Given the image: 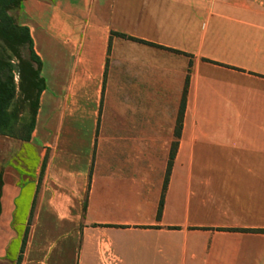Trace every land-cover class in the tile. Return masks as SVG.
Wrapping results in <instances>:
<instances>
[{
  "label": "crops",
  "instance_id": "0c3cea01",
  "mask_svg": "<svg viewBox=\"0 0 264 264\" xmlns=\"http://www.w3.org/2000/svg\"><path fill=\"white\" fill-rule=\"evenodd\" d=\"M13 15L46 87L30 141L0 136V264L28 226L20 264H264V0Z\"/></svg>",
  "mask_w": 264,
  "mask_h": 264
},
{
  "label": "trees",
  "instance_id": "16d2710c",
  "mask_svg": "<svg viewBox=\"0 0 264 264\" xmlns=\"http://www.w3.org/2000/svg\"><path fill=\"white\" fill-rule=\"evenodd\" d=\"M23 1L0 0V136L28 142L35 128L40 96L46 84L41 76L42 63L35 53L30 30L19 25L13 15ZM182 115L183 107L180 121ZM171 165L172 162L169 163V171ZM3 186V173L0 171V216ZM28 232L29 226L17 264L21 263Z\"/></svg>",
  "mask_w": 264,
  "mask_h": 264
},
{
  "label": "rangeland",
  "instance_id": "374dc122",
  "mask_svg": "<svg viewBox=\"0 0 264 264\" xmlns=\"http://www.w3.org/2000/svg\"><path fill=\"white\" fill-rule=\"evenodd\" d=\"M0 169H1V165H0Z\"/></svg>",
  "mask_w": 264,
  "mask_h": 264
}]
</instances>
